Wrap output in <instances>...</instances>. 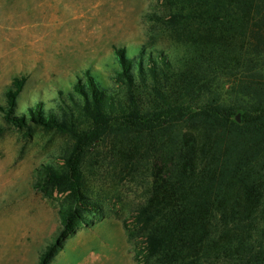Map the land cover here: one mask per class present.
I'll return each mask as SVG.
<instances>
[{
  "label": "rangeland",
  "instance_id": "rangeland-1",
  "mask_svg": "<svg viewBox=\"0 0 264 264\" xmlns=\"http://www.w3.org/2000/svg\"><path fill=\"white\" fill-rule=\"evenodd\" d=\"M220 1L0 0V264H38L57 243L63 229L59 211L75 203L67 192L34 184L45 168L64 171L75 156L83 203L99 213L82 211L78 228L59 241L47 264H139L137 240L127 227L150 182L151 145L139 133L110 130L120 120V109L129 108V92L144 90L137 78L140 64L151 79L142 54L158 62L161 53L177 66L191 55L198 10ZM116 50L132 61L131 84L119 76ZM224 72L218 69L210 92L230 100L233 89ZM90 77L112 96L114 110L93 107ZM22 79L10 110L8 92ZM29 110L90 137L41 127ZM8 112L27 125L8 123ZM98 113L102 118L96 121Z\"/></svg>",
  "mask_w": 264,
  "mask_h": 264
},
{
  "label": "trees",
  "instance_id": "trees-1",
  "mask_svg": "<svg viewBox=\"0 0 264 264\" xmlns=\"http://www.w3.org/2000/svg\"><path fill=\"white\" fill-rule=\"evenodd\" d=\"M199 11L191 55L175 66L161 53L158 62L142 54L151 79L140 64L144 90L129 92L130 106L120 109L110 130L139 133L151 145L150 182L128 233L137 240L139 264H264V0H221ZM116 55L119 76L131 84L132 61L124 50ZM219 68L233 89L230 100L210 92ZM24 81L8 92L10 110ZM88 83L93 107L114 110L112 96L92 77ZM76 92L89 103L81 86ZM29 112L41 127L90 137L44 119L41 111ZM5 118L17 128L27 125L9 112ZM65 167L45 168L34 184L67 192L75 203L59 211L63 229L38 264H47L59 241L78 228L82 211L99 213L83 203L79 157Z\"/></svg>",
  "mask_w": 264,
  "mask_h": 264
}]
</instances>
